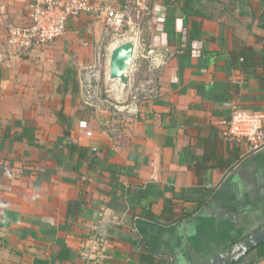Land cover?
<instances>
[{
  "label": "crops",
  "instance_id": "1",
  "mask_svg": "<svg viewBox=\"0 0 264 264\" xmlns=\"http://www.w3.org/2000/svg\"><path fill=\"white\" fill-rule=\"evenodd\" d=\"M129 1L134 74L102 95L110 29L81 14L21 51L7 25L28 0H0V135L15 139L0 142V264H200L264 224V148L221 123L264 111V0L196 2L209 17ZM101 214L110 233L86 259ZM230 264H264V241Z\"/></svg>",
  "mask_w": 264,
  "mask_h": 264
},
{
  "label": "built area",
  "instance_id": "2",
  "mask_svg": "<svg viewBox=\"0 0 264 264\" xmlns=\"http://www.w3.org/2000/svg\"><path fill=\"white\" fill-rule=\"evenodd\" d=\"M129 0H125L121 8L111 3H93L91 0H28V22L25 24H8L6 43L21 51L45 45L61 37L66 30L69 18L81 14H89L104 24L115 35H121L124 26L129 25ZM130 31L132 28H129ZM225 126V134L236 140L244 141L248 152L264 148V111H250L232 107L227 119L221 121ZM78 127L86 135H91L86 120H80ZM92 243L82 252V257H97L99 251L93 253L95 247L102 246L109 236L110 227L101 214L91 225ZM95 246V247H92Z\"/></svg>",
  "mask_w": 264,
  "mask_h": 264
},
{
  "label": "water",
  "instance_id": "3",
  "mask_svg": "<svg viewBox=\"0 0 264 264\" xmlns=\"http://www.w3.org/2000/svg\"><path fill=\"white\" fill-rule=\"evenodd\" d=\"M135 43L131 39L117 42L111 49L108 62V78L122 84L129 81L128 70L134 58ZM264 241V224L200 264H230L243 257Z\"/></svg>",
  "mask_w": 264,
  "mask_h": 264
},
{
  "label": "rangeland",
  "instance_id": "4",
  "mask_svg": "<svg viewBox=\"0 0 264 264\" xmlns=\"http://www.w3.org/2000/svg\"><path fill=\"white\" fill-rule=\"evenodd\" d=\"M132 36H133V33L129 32V30L126 31V30L123 29L121 35H118V36L117 35H114V37H113V39H112L111 42H116L117 43L119 41L127 40V39L133 40L132 39L133 38ZM136 53L137 52L134 53V59L132 60V63L130 65V68H129L128 72H127L128 73V76L130 78L133 77L134 70H135L134 69V62L137 59ZM96 69H97V71H96L97 72V76L99 77L98 80H99V83H100V87L99 88H100V90L102 92V95H105V93H104L105 87H107L106 89H109V87L111 85H113V84H117V85H120L121 84L118 80L115 81V80H112V79H109L108 78V63H106V62L104 63L103 62L100 65H98V67ZM138 77H141V76H135V82L138 79ZM104 83H106V84H104ZM108 85H110V86H108Z\"/></svg>",
  "mask_w": 264,
  "mask_h": 264
},
{
  "label": "trees",
  "instance_id": "5",
  "mask_svg": "<svg viewBox=\"0 0 264 264\" xmlns=\"http://www.w3.org/2000/svg\"><path fill=\"white\" fill-rule=\"evenodd\" d=\"M200 0H182V7L186 13L197 14L201 16L209 17V15L201 10L199 6L196 5V2ZM211 1V0H210ZM215 1V0H212ZM7 140L9 142H13L15 139H10L7 136L0 135V142ZM246 237V236H245ZM244 237H242L243 239ZM140 264H168V257L158 256L151 253H141L139 258Z\"/></svg>",
  "mask_w": 264,
  "mask_h": 264
},
{
  "label": "bare ground",
  "instance_id": "6",
  "mask_svg": "<svg viewBox=\"0 0 264 264\" xmlns=\"http://www.w3.org/2000/svg\"><path fill=\"white\" fill-rule=\"evenodd\" d=\"M116 44V42H113L112 44H111V46H114ZM115 81H117V79H115Z\"/></svg>",
  "mask_w": 264,
  "mask_h": 264
}]
</instances>
